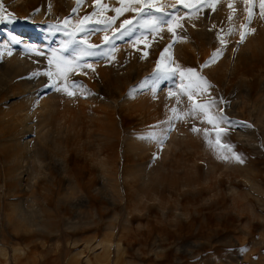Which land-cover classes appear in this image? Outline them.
<instances>
[{
  "label": "rangeland",
  "instance_id": "obj_1",
  "mask_svg": "<svg viewBox=\"0 0 264 264\" xmlns=\"http://www.w3.org/2000/svg\"><path fill=\"white\" fill-rule=\"evenodd\" d=\"M103 1L82 0L73 13L76 0H0L4 15L13 13L15 17L0 23V31L8 39L15 36L21 41L17 45L10 39L9 48L18 49L16 53L29 60L25 59L12 81L0 71V264H264V78L257 80L252 91L256 100L251 115L244 108L239 107L238 112L227 109L228 103L237 101L236 85L226 97L222 91L218 96L202 93V99H196V104L217 100L215 107H221L227 117L218 128L192 116L170 124L173 107L158 105L153 115L139 107L132 110L129 101L153 83L158 62L161 68L167 66L175 75L188 78L190 74L184 70L196 69L211 85L205 89L222 88L225 78L217 72L203 74L202 65L214 52L208 40L198 41L201 50H208L202 61L189 54H172L169 44L180 38L178 33L164 44L147 39L150 32L139 29L115 40V46L126 44L127 38L136 41L128 51L120 47L115 53L109 51L111 45L103 43L104 38L96 44L105 31L99 30L103 26L95 23L99 17L92 13L107 5ZM107 6L103 14L116 16ZM199 11L205 18L207 6ZM85 15L92 17V23L90 32L81 34L76 30ZM133 15L125 12L113 28ZM66 18L70 21L67 26L63 24ZM43 29L53 34L51 45L57 51L46 56L48 49L41 47L31 56L22 53L21 39L28 31L36 36L33 34ZM112 31L105 33L111 37ZM68 32L76 33L77 41L86 35L89 44L101 45L96 51L107 54L101 66L87 70L77 61L60 59L72 50L62 47L72 39ZM93 57L79 62L96 63ZM50 58L58 70L49 66ZM147 58L150 61H144ZM177 64H182L180 70ZM246 64H254L249 73L264 76V50L252 60L243 59L239 68ZM45 71L53 74L51 80ZM20 79L37 84L33 94L13 89L14 81ZM53 81L56 87L75 94L57 91L51 86ZM72 82L83 88L70 87ZM87 86L98 89L100 100L115 110L101 123L108 137L98 135L100 122L89 115L96 102L88 98L91 89ZM55 91L58 96L49 120L35 127L38 109L34 98ZM17 117L29 127H22ZM56 117L63 120L58 122ZM193 125L201 131L193 132ZM205 128L213 145L223 129L221 144L232 145L244 162L220 158L231 153L210 146L202 131ZM149 132L156 133L158 142L169 132L172 144L165 152L128 145L131 137L142 140ZM26 140L30 150L24 145ZM156 168L162 179L146 182L148 172Z\"/></svg>",
  "mask_w": 264,
  "mask_h": 264
},
{
  "label": "bare ground",
  "instance_id": "obj_2",
  "mask_svg": "<svg viewBox=\"0 0 264 264\" xmlns=\"http://www.w3.org/2000/svg\"><path fill=\"white\" fill-rule=\"evenodd\" d=\"M196 1L197 0H184V3L178 4V0H155L157 7L167 6L166 10L174 11L176 18L172 21L170 25L169 24L162 25L161 30L158 33L150 32V36L146 38L147 39L155 38L159 42L165 44L167 43L166 40L171 38V35L178 33L177 35L180 38L174 41L173 43L169 44V48L171 49L172 54L176 56H184L189 54L191 55V57H193V59L197 60V58H199V60L201 59L200 61H202L208 50L206 49L201 50L198 41L204 39V40H208L209 42H212L213 49L215 51L217 48L220 47L219 40L217 39V32L223 29V31L220 32V35L227 40L228 42L227 47L224 49L221 55V59L216 60L215 62L210 63V65L205 67V69L203 70V74H207V73L213 74L214 72H217L218 74H220V76L225 78V85L222 88L218 87V88H208V89H205L206 86H202V90L196 89L193 92L192 100L189 101V97L187 94L181 95L180 93L186 86L190 84V80L188 77H186V75L176 74L170 79L165 80L164 82L159 81V83L155 85V92H153L152 90L153 83L150 86L146 87L145 89L141 90V93L137 96V98L132 99L134 102L131 100L129 101L132 102L129 108H131L132 110H137L139 107L143 109L146 113L147 111L150 110L149 113L152 112L153 115V108L157 109L158 105H163L165 106V108L176 107L177 109L179 108L178 110L184 112L186 111L187 107H190L192 104L195 103L197 98L198 100H200L199 98L203 97L202 93L207 94L208 92H213V95L216 94V96H218L221 95L220 92L223 91L222 93L223 97H226L229 94L230 87L236 85V88L238 86V90H236L237 101L235 103H228L227 109L229 111L230 109L232 110L237 109L238 112L242 110V109H238L240 107V108H244V111H246L248 115H251V113L255 110L254 101L256 100V99L254 100L252 99V91L254 89L257 80H263L264 76L262 73H259L260 75H256V74L253 75L249 73L250 68L252 69L254 67V64H251L250 66L246 64L245 66H243V68H239V63L243 59L244 60L254 59L257 53H261L264 50V17L261 16L260 0H249L248 3H245V0H217V2L213 4V8L215 10H213V8L207 7L205 18H201L199 16V13L201 12L199 11L200 9L196 11L191 10L192 8L195 7L196 5L195 3H197ZM104 2L110 6L111 10H114L119 6H124L121 4L120 0H104L103 3ZM229 3L233 4V8L230 9L228 7ZM184 4H187L188 7L186 8ZM172 5H177V8L173 10L171 8ZM249 11L252 12V22L250 25H247L246 27H241L242 25L246 24V19L249 15ZM156 15H159V13H156ZM230 15L232 17L231 20L228 19ZM213 25H215L216 27L213 28ZM230 28L232 29V31L229 34ZM251 29H255V32H251ZM241 31H245L247 33V36L243 43L237 44V41H239L240 39ZM28 32H29L28 36L25 39L24 38L21 39L24 42L22 41L21 44L22 46L20 47V51L22 53H25V55L30 54L31 56L32 55L31 52H34L35 49L46 47L48 50L46 51L45 55L48 56L50 51L53 50L51 45L52 40H54L53 34L48 29L37 30V33L33 34L36 36L30 35V31ZM106 35L107 34L105 32H102V35L98 36L97 38L98 41L96 42V44H99L100 42L99 39L104 38ZM9 40L10 39H8V35L0 31V52L3 54V56L0 57L2 59L0 60V62L2 61L0 63V71H3L4 76L6 75L8 77L5 79L12 81L16 78L15 76L18 75V72L21 71L23 62H26V60L28 59H26L27 56H25L26 60L24 59L25 60L24 61L23 55L20 56V54H17L19 53L17 52L19 51L18 49L14 50L15 48L14 49L9 48V44H8ZM125 41H127L126 44L123 45L118 44L115 46L117 48L116 51L120 47L128 51L130 44L136 43V41L134 42L132 38L131 39L127 38V40ZM59 44L60 43H58V45ZM237 48L238 50H236ZM99 51L100 50H97V52ZM152 51L155 50L153 49ZM9 52L11 54H9ZM71 52L72 50H69L66 54V56L69 57V60H71ZM40 58L44 60V57H40ZM93 58L94 61H96V63L87 64L86 62H84L83 64H81V62H79L80 65H84L83 67L80 65L79 66L87 70L93 68L94 66L96 69V67L98 68L105 61L103 55H95V57ZM144 61H150V58H147ZM73 62H75V60L70 63ZM87 65H91V67H87ZM178 66H179L178 70H180L182 64H179ZM50 67H52L54 70L58 68L56 64L54 67L53 65ZM220 76L218 78H220ZM39 79H41L40 76ZM16 80L13 83V89L15 90L24 89L28 91V93H32L34 89L37 87L36 83L30 84L31 79L28 80L20 79L17 82ZM87 88L91 89L89 88V86H87ZM170 91L176 95L169 96ZM57 96H58V92L53 95L46 93V95H43L42 97L34 98L36 100L37 109H38V111L34 113L36 117L35 127L36 125L37 126L40 125L41 127L42 123H44L46 120H49L50 108L53 107V103L57 99ZM177 96H179V103H177ZM88 98L91 99L92 102H96V105L94 104L93 107L94 112L92 113L91 111H89V115H93L96 118V120H99L100 122L98 124L99 126L98 135L101 137H108V133H106L104 127L102 126L103 124L101 123H103L102 120H105V118H110V115H112L111 111L113 108H111L109 104H106L104 103V101L100 100L98 89H91V95L88 96ZM136 101L139 103H136ZM98 102H102L103 104H99ZM211 111L213 113H217L218 111L223 112L221 107L216 108L215 106L213 109H211ZM196 117H202L203 119H205V117H203L202 115L192 116L193 119H195ZM24 118L26 120L28 116L26 115L24 116ZM18 119H20L22 123V127H26V126L29 127L27 123L24 124V122L22 121L23 119L21 120V118L17 117V121ZM62 120H63L62 118L57 119L58 122H61ZM171 144H172V135H170L169 132L165 133L164 137L159 142L156 141L155 139L144 138L140 140V138L136 139L134 137H131L130 140L128 141V145L131 148H135L136 150H139L142 147L144 149L146 148L159 149L163 152H165L170 147ZM24 145L27 150H30V141L26 140L24 142ZM238 165L239 164H232V166H238ZM157 169L158 168L151 169L148 172V178L146 182L147 181L150 182L151 180L162 179L160 178L161 173Z\"/></svg>",
  "mask_w": 264,
  "mask_h": 264
},
{
  "label": "snow or ice",
  "instance_id": "obj_3",
  "mask_svg": "<svg viewBox=\"0 0 264 264\" xmlns=\"http://www.w3.org/2000/svg\"><path fill=\"white\" fill-rule=\"evenodd\" d=\"M82 0H76L77 7H74L72 9V12L75 13L78 10L79 5L81 4ZM121 4L124 5L122 7H117L114 9L116 12V16H106L103 14V10L106 9L108 6L107 5H102L101 10L99 12L94 11L92 13V16L99 17L95 21L96 24L102 25V29L105 32H107L109 29H113L111 37L105 36L103 43L106 45H111L110 52H114L115 49V44L113 43L117 39H123L124 37L132 36L137 30L139 29H144L147 30L151 33H158L161 30V26L164 24H171L172 21L176 18L174 11H167L166 8L167 6L163 7H157L155 0H120ZM217 0H198L197 4L195 5L194 8H192V11H196L200 8H203L205 6L209 8H213V4L216 3ZM249 0H245V3H248ZM96 3L99 4L100 0H96ZM184 3V0H178V4ZM184 6L187 8L188 5L184 4ZM260 6H261V16L264 17V0H260ZM228 7L231 9L233 8V4L229 3ZM171 8L175 10L177 8V5H172ZM213 10H215L213 8ZM125 12H132L135 13V15L132 16L131 19H123L122 22L120 23L118 28H113V25L115 24V21L118 19V17L123 16ZM156 13H159V15H156ZM14 14L13 13H7V15H4V7L2 4H0V23H5V22H12L14 20ZM231 15L228 17L229 20H231ZM252 22V12L249 11V15L246 19V24L242 25L241 27H246L247 25H250ZM70 21L66 18L63 21V24L65 26L69 25ZM92 23V17L85 15L80 21L79 24L81 25L76 31L84 34L90 32V28L88 25ZM57 30H60L58 26ZM216 26L213 25V28ZM171 30V29H169ZM223 31L221 29L220 31L217 32V39L219 40L220 47L217 48L212 55L209 57L208 61H205V64L202 65V67H207L210 63L215 62L223 53L224 49L227 47V40L220 35V32ZM232 29H229V34L231 33ZM251 32H255V29H251ZM69 36L72 37V39L65 41L63 43V49L67 51L69 47H72V52H71V60L79 61L86 56H94V55H107L105 53H99L96 51V49L100 48L101 45H92L89 44L87 41V36L85 35L81 40L77 41L75 39V34L73 32H68L67 33ZM247 33L245 31L240 32V39L237 41V44L243 43L246 39ZM11 43L13 44H20L21 41L17 39L15 36H12L11 38ZM137 40H139V37H137ZM238 50V48L236 49ZM56 50H53L55 53ZM168 49L165 48V52H167ZM9 54H11L9 52ZM39 55H43L42 52L38 53ZM163 53L161 56L163 57ZM114 58V57H113ZM62 61L66 62H71L69 60L68 56H62L60 57ZM52 65V59H49V66ZM84 66V65H80ZM87 67H91V65H87ZM186 73L190 74L189 75V80L190 84L186 86L182 91L181 95L187 94L189 97V101L192 100V95L193 92L196 89H201L202 86L206 87H211V85L208 83L205 77L197 73L196 69L193 68H188L184 70ZM38 73H33V75H37ZM44 75L48 76L49 79H52V73L50 71H45L43 73ZM175 75L174 70H169L167 66L164 68H161L160 63H157V67L154 73L155 80L153 81V92H155V85L159 83L160 79H168L172 76ZM52 87H56V82L53 81ZM81 87L83 88L82 85H78L77 82H72L70 87L76 88V87ZM146 85L142 84L141 87H144ZM57 91L64 90L67 92L68 95H74L75 93L67 91V88L61 89L60 87H56ZM176 95L172 93L171 91L169 92V96ZM177 103H179V96H177ZM217 104L216 99H210L207 104H192L189 108V110L183 115L178 114V109L176 107H173L170 109L172 112V116L169 118V123L171 124L172 120L176 119H182L183 116H198L202 115L205 117L207 122L213 126V128H218V123L219 122H224L227 121V117L223 115L222 111H218L217 113H213L211 109L214 108V106ZM250 126V125H249ZM193 132H199L201 129H198L195 125L192 127ZM204 132L205 139L209 143L210 146H214L220 151H223L227 149L228 153H231V155L224 154L220 156V158L224 160H229V159H235L239 163H243V158L239 155L236 154L234 151H232L233 146L232 145H226V144H221L220 142V132H223V129H219L217 132V137L215 140V144L213 145V142L208 139L209 137V130L207 128L202 130ZM150 139H156V133L155 132H149L148 137Z\"/></svg>",
  "mask_w": 264,
  "mask_h": 264
}]
</instances>
